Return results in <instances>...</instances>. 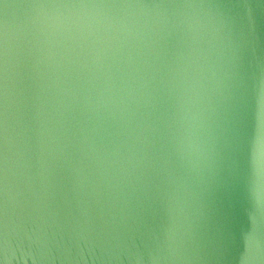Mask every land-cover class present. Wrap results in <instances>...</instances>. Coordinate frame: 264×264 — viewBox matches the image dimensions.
I'll use <instances>...</instances> for the list:
<instances>
[{"label": "snow or ice", "instance_id": "snow-or-ice-1", "mask_svg": "<svg viewBox=\"0 0 264 264\" xmlns=\"http://www.w3.org/2000/svg\"><path fill=\"white\" fill-rule=\"evenodd\" d=\"M37 2L106 11L26 25L29 166L31 150L41 148L86 240L183 252L191 243V182L204 157L197 97L214 57L227 53L239 67L252 0H159L162 11L148 19L122 13L131 0ZM6 55L0 38V187L10 151ZM229 87L225 152L245 223L238 234L221 230L204 243L225 259L242 243L240 264H250L264 260V61L258 72H235Z\"/></svg>", "mask_w": 264, "mask_h": 264}, {"label": "water", "instance_id": "water-1", "mask_svg": "<svg viewBox=\"0 0 264 264\" xmlns=\"http://www.w3.org/2000/svg\"><path fill=\"white\" fill-rule=\"evenodd\" d=\"M159 0H131L123 14L148 19L162 11ZM254 21L243 38L239 67L221 53L210 63L197 97L199 135L204 148L200 171L191 182V243L181 253L124 247L118 239L86 240L77 227L72 205L57 178L44 166L42 149H32L31 166L24 122V92L21 68L26 25L45 15H95L102 8H48L37 0H0V38L6 41L9 114L7 144L9 160L5 182L0 187V264H240L238 243L231 257L213 253L204 241L221 230L239 233L245 217L232 179L231 159L225 152L227 98L233 74L258 72L264 61V0H252ZM129 208L134 207L130 193ZM250 264H264L260 257Z\"/></svg>", "mask_w": 264, "mask_h": 264}]
</instances>
